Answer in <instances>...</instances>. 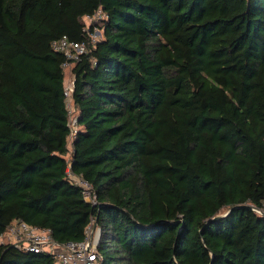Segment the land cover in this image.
<instances>
[{
  "label": "trees",
  "instance_id": "16d2710c",
  "mask_svg": "<svg viewBox=\"0 0 264 264\" xmlns=\"http://www.w3.org/2000/svg\"><path fill=\"white\" fill-rule=\"evenodd\" d=\"M63 37L88 48L71 65L72 148ZM254 209L264 0H0V235L22 220L81 242L94 220L101 264H264ZM0 264L55 258L6 244Z\"/></svg>",
  "mask_w": 264,
  "mask_h": 264
},
{
  "label": "built area",
  "instance_id": "2783aa9c",
  "mask_svg": "<svg viewBox=\"0 0 264 264\" xmlns=\"http://www.w3.org/2000/svg\"><path fill=\"white\" fill-rule=\"evenodd\" d=\"M91 20L89 29L92 25L100 23L106 16L99 9L92 17H86ZM85 18V19H86ZM100 31L94 29L90 35L92 42L99 40ZM52 48L56 52L64 54L67 59L65 69H70L72 63L80 61L82 55L88 52L85 42L70 41L67 37L52 42ZM64 87V95L69 114V126L71 133L69 136V147H73V142L78 133V112L73 104L72 97L74 93L75 76L69 75ZM72 181L81 188L84 200L93 205H98L96 195L92 186L80 177L71 174ZM258 214L264 215V212L254 209ZM94 220L86 229V238L81 242H69L65 244L58 243L52 237L48 229L33 227L22 220L13 222L7 230L0 235V245H14L24 252L35 254H48L54 256L55 264H101L102 256L99 253L98 246L101 239V229L94 224ZM95 226V227H94ZM94 227V229H93Z\"/></svg>",
  "mask_w": 264,
  "mask_h": 264
},
{
  "label": "water",
  "instance_id": "95a60500",
  "mask_svg": "<svg viewBox=\"0 0 264 264\" xmlns=\"http://www.w3.org/2000/svg\"><path fill=\"white\" fill-rule=\"evenodd\" d=\"M103 207H104V206L101 205V206H100V210H102ZM230 212H231V211H229L228 213H226V214H224V215H218V216H216L215 218H213L210 222H211V223H214V222H216V221H218V220H220V219H222V218H225ZM96 226H97V222H96Z\"/></svg>",
  "mask_w": 264,
  "mask_h": 264
},
{
  "label": "rangeland",
  "instance_id": "374dc122",
  "mask_svg": "<svg viewBox=\"0 0 264 264\" xmlns=\"http://www.w3.org/2000/svg\"><path fill=\"white\" fill-rule=\"evenodd\" d=\"M85 23L87 24V25H86V27H87V26L90 25L91 20H89V19L86 18V19H85ZM98 36H99V38H101V37H100V34H98ZM69 73H70V71H69L68 69H66V79H68ZM221 215H223V214H221ZM94 224H95V223H94ZM95 225H96V224H95ZM94 227H95V226H94ZM94 227H93V229H94Z\"/></svg>",
  "mask_w": 264,
  "mask_h": 264
},
{
  "label": "crops",
  "instance_id": "0c3cea01",
  "mask_svg": "<svg viewBox=\"0 0 264 264\" xmlns=\"http://www.w3.org/2000/svg\"><path fill=\"white\" fill-rule=\"evenodd\" d=\"M69 71H70V73H69V75H71L72 73H71V67H70V69H68ZM69 78V77H68Z\"/></svg>",
  "mask_w": 264,
  "mask_h": 264
}]
</instances>
